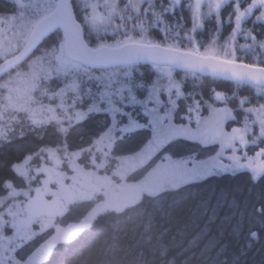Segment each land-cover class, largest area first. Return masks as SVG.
<instances>
[{"label": "snow or ice", "instance_id": "snow-or-ice-1", "mask_svg": "<svg viewBox=\"0 0 264 264\" xmlns=\"http://www.w3.org/2000/svg\"><path fill=\"white\" fill-rule=\"evenodd\" d=\"M8 5L0 15V147L18 156L0 176V264H52L58 247L94 231L100 250L114 253L119 236L98 230L106 219L213 176L264 183V0ZM206 28L209 39H198ZM217 82L232 88L211 87ZM187 143L206 157L185 152ZM256 216L252 241L260 239L253 228L264 229V205ZM244 227L238 220L233 232ZM142 239L153 264H174L164 233L154 237L149 225ZM89 259L77 255L78 264Z\"/></svg>", "mask_w": 264, "mask_h": 264}, {"label": "trees", "instance_id": "trees-1", "mask_svg": "<svg viewBox=\"0 0 264 264\" xmlns=\"http://www.w3.org/2000/svg\"><path fill=\"white\" fill-rule=\"evenodd\" d=\"M8 6V0H0V15L5 14ZM228 10L227 7L224 9L225 16ZM184 15L187 17L188 12L185 11ZM229 32L230 25L225 24L224 36ZM198 39H209L207 28ZM243 42L241 39L240 43ZM211 87L224 91L231 89L232 85L217 82ZM207 90L206 86L204 91ZM240 94L249 93L242 89ZM102 122V115L95 117V124ZM84 138H87V131ZM52 139L54 137H46V140ZM71 139L80 142L77 135ZM184 151L202 152L198 145L191 143L184 145ZM206 155L202 152V158ZM17 156L11 146L0 147V176L7 173V163ZM262 205L264 183L252 185L247 174L213 176L170 194L159 203L148 204L118 219L102 221L98 230L119 236L120 246L116 252H102L93 240L94 231L67 247H58L52 264H78L77 255L81 251L90 257L89 264H140L142 252L143 260L153 264L150 245L142 239L145 227L149 225L154 237L164 233V240L170 248L168 259L174 260V264H264V229H259L258 224L253 228L260 232L258 240H249L247 235L248 221L259 219L256 210ZM75 215L78 214L69 217L66 223H74ZM238 220H242L245 227L234 233L233 225Z\"/></svg>", "mask_w": 264, "mask_h": 264}, {"label": "rangeland", "instance_id": "rangeland-1", "mask_svg": "<svg viewBox=\"0 0 264 264\" xmlns=\"http://www.w3.org/2000/svg\"><path fill=\"white\" fill-rule=\"evenodd\" d=\"M152 35H153L154 37H156V38H157V36L160 37V33L157 32V31H155V30H153ZM157 39H158V38H157Z\"/></svg>", "mask_w": 264, "mask_h": 264}]
</instances>
